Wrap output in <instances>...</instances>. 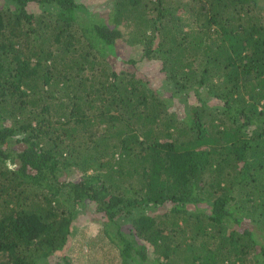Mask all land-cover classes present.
I'll return each mask as SVG.
<instances>
[{"label": "trees", "instance_id": "trees-1", "mask_svg": "<svg viewBox=\"0 0 264 264\" xmlns=\"http://www.w3.org/2000/svg\"><path fill=\"white\" fill-rule=\"evenodd\" d=\"M0 1V264H264L260 0Z\"/></svg>", "mask_w": 264, "mask_h": 264}, {"label": "rangeland", "instance_id": "rangeland-1", "mask_svg": "<svg viewBox=\"0 0 264 264\" xmlns=\"http://www.w3.org/2000/svg\"><path fill=\"white\" fill-rule=\"evenodd\" d=\"M77 4L85 6L87 11H94L101 15L107 12L109 6L108 0H75ZM1 2V1H0ZM260 6H264V0L259 1ZM34 10L37 12L38 8ZM117 55L120 58H130L139 61L140 52L136 51L126 44L119 43L117 46ZM119 62V60H118ZM115 66V64H114ZM121 66V65H120ZM143 71L150 70L149 65L138 63ZM122 69H130V66H124ZM153 85L161 88L160 81H153ZM100 215L93 211V207H86L81 211L74 223L73 240L70 243L66 255L72 259L74 264H121L118 250L110 244L102 233L100 225ZM50 264H54L53 258L49 259Z\"/></svg>", "mask_w": 264, "mask_h": 264}]
</instances>
